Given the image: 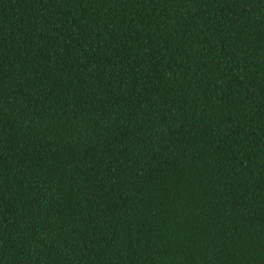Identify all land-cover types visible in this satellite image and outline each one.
<instances>
[{
  "label": "trees",
  "instance_id": "trees-1",
  "mask_svg": "<svg viewBox=\"0 0 264 264\" xmlns=\"http://www.w3.org/2000/svg\"><path fill=\"white\" fill-rule=\"evenodd\" d=\"M0 264H264V0H0Z\"/></svg>",
  "mask_w": 264,
  "mask_h": 264
}]
</instances>
